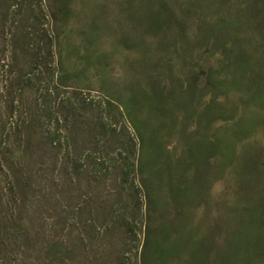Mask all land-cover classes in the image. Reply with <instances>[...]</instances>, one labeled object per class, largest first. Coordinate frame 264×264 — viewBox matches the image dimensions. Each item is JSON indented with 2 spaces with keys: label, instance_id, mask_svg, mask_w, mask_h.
I'll use <instances>...</instances> for the list:
<instances>
[{
  "label": "rangeland",
  "instance_id": "rangeland-1",
  "mask_svg": "<svg viewBox=\"0 0 264 264\" xmlns=\"http://www.w3.org/2000/svg\"><path fill=\"white\" fill-rule=\"evenodd\" d=\"M46 1L61 12L57 61L67 87L51 92L57 102L75 97L96 101L105 93L118 97L132 91H172L179 124L161 136L178 153L195 134V121L202 112L216 110L212 125L202 124L198 135L229 143V154L211 159L209 192L190 212L192 242L182 258L168 264H242L237 239L241 165L248 152L258 155L263 136L238 133L237 125L255 118L258 111L242 84L244 74L252 80V71L244 72L239 59L251 61V39L257 24L264 25V10L251 17L245 10L264 0ZM4 6L0 0V13ZM241 20L249 24L233 38L228 24ZM218 22L223 30L214 34L211 25ZM192 34L198 42L188 41ZM34 71L47 77L44 67ZM143 117L150 120L147 109ZM53 167L50 156L34 158L26 169L31 188L25 198H2L0 193V264H138L140 216L133 233L101 241L97 197L80 188L71 202L83 210L72 221L65 210L70 200L60 197L58 171ZM259 185L256 176L251 179L254 194ZM70 221L76 224L67 231ZM68 237L72 246L65 251L58 243ZM248 264H264V255L251 257Z\"/></svg>",
  "mask_w": 264,
  "mask_h": 264
},
{
  "label": "trees",
  "instance_id": "trees-1",
  "mask_svg": "<svg viewBox=\"0 0 264 264\" xmlns=\"http://www.w3.org/2000/svg\"><path fill=\"white\" fill-rule=\"evenodd\" d=\"M4 5L0 13L2 198H25L31 188L26 169L34 158L47 155L58 171L54 177L60 197L70 200L65 210L72 221L83 209L71 201L84 187L98 199L95 214L101 241L113 234L133 233L140 216L138 264H168L182 258L192 242L190 212L209 192L211 159L229 154V143L198 135L202 124L212 125L216 110L202 112L195 121V134L178 153L161 136L179 124L172 91H132L118 97L105 93L96 101L75 97L57 102L51 92L67 87L57 61L61 12L46 0H4ZM259 10H264V1L249 5L245 11L251 17ZM248 24L242 20L229 23L227 31L238 38L237 30ZM211 29L217 34L223 25L218 22ZM187 39L198 42L194 35ZM250 44L251 61L241 57L239 66L244 72L252 71V80L244 74L242 84L258 111L255 118L237 126L240 134L261 133L263 141L258 155L248 152L241 165L237 239L242 264L264 255V25L257 24ZM239 50L248 52L246 48ZM42 67L47 77L36 75L34 70ZM28 93L35 96L27 98ZM144 109L150 120L143 117ZM255 176L260 188L254 194L249 184ZM72 221L67 231L76 224ZM58 244L65 251L71 250L69 237Z\"/></svg>",
  "mask_w": 264,
  "mask_h": 264
}]
</instances>
